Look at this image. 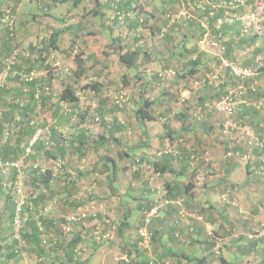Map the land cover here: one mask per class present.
Returning <instances> with one entry per match:
<instances>
[{"label":"crops","instance_id":"0c3cea01","mask_svg":"<svg viewBox=\"0 0 264 264\" xmlns=\"http://www.w3.org/2000/svg\"><path fill=\"white\" fill-rule=\"evenodd\" d=\"M14 1L0 0V6L8 10L13 5V9L17 8V18L20 19L23 13L21 9L25 5ZM132 1L119 0L120 3L117 5L121 6L122 11L129 12ZM108 6L111 7V0H101V10L108 8L107 11L110 12L105 17L101 13V27H106L107 37L105 40L103 36L105 34L101 32V39L104 41V44H101V84H99L101 86V139L91 149L93 153L97 152L94 164H91L87 158L90 142L84 144L82 130L75 132L71 125L74 116L71 110L79 101L63 99L55 101L49 96L35 101L34 116L40 121L39 124L48 123L45 129H49L50 134L46 133L36 144L34 161L51 163L50 159L38 160L40 156L46 154L64 159L73 156L71 163L79 164L78 167L68 166L74 174L73 177L82 178L85 175L92 178V187L97 194L90 196L86 191L87 187H84L83 191H79V195L73 194L68 197L57 195V199L53 200L56 205L52 212L43 210L51 202L48 197L25 200L27 206L30 204L29 208L32 209L33 225L40 218L50 224L56 222L53 220L58 219L56 217L63 215L65 217L74 212L87 211L91 214L83 223L75 226L78 227L76 231L75 227L73 229L75 232H72L71 236L78 237L76 246L73 247L71 243H67L70 240L65 245H62V242L54 245L51 250L54 254L52 257L55 259L50 257L48 264H128L123 260L124 257H131L133 260L131 264H161L168 256L183 259L185 264H264V239L253 231L254 219L264 223V164L262 162L264 151L258 152L254 159L248 160L247 155H244L247 148L241 135L243 132L237 130L232 136L237 142L235 145L241 157H227L230 141L222 132L224 122L221 120L220 113L215 111L213 104L212 107L209 104L213 101L211 94L208 95V93H216L218 88L213 89L212 92L209 88H214L213 85H207L208 89L201 88L197 91L192 88L188 90L192 91L193 96H183L187 93V89L180 87L178 79L161 81L158 75L162 68L169 66L172 62L179 64L186 58L187 60L181 63L185 69V62L193 65L198 62L200 65V61L212 62L213 58L203 57L200 53L195 55H198L196 61L188 62L191 58H187L189 53L185 54L180 50V53L174 51L169 55L158 51L155 56L154 52L151 54V49H148L146 45L143 46L135 38L128 35L121 36L119 32L118 36L114 35V28L116 30L124 28L133 32L139 22L137 19H131L134 15L119 20L114 14L112 16L114 18L110 20L107 17L112 15V9ZM112 6L115 10L116 6L114 4ZM3 16L6 15L2 13L0 17ZM23 16L31 19L30 22L25 18V22L29 25L44 21L42 14L36 10L25 13ZM233 22H224V27L228 36V46L234 49L237 42L235 39L237 31L234 27L238 24ZM23 25L25 23H22ZM1 34L0 32V49L3 53L4 48L1 45L4 39ZM241 35L243 42L250 40V36L245 35L243 31ZM105 41H107V47H105ZM123 54L135 58L133 64L123 62L121 59ZM160 54L162 56L157 57ZM195 56L192 57L195 59ZM113 60H115V66H109L108 63ZM189 69L201 70L200 67ZM47 74H49L48 85L53 84L58 89L57 76L52 77L49 72ZM37 85V82L32 84V92L35 93L36 89H39ZM67 86H71L76 95H79L76 83ZM242 108L243 117L240 121L237 120L236 124L239 123L242 126L243 123H248L254 135L264 137V115H262L264 109L250 106ZM141 110L145 114L144 117L139 116ZM27 123L30 124L29 121ZM19 127L20 132L16 140L11 141V139L3 145L5 149L8 147L7 155L20 154L22 145H26L35 130L33 125L25 126L20 123ZM79 129L85 128L81 126ZM170 148L177 149L178 153L175 155L171 152H163ZM258 166H261L263 170H257ZM256 171H260L259 175ZM77 173L78 176L75 175ZM34 179H36L34 183L37 187V180L42 181V177L37 175ZM227 188L231 200L236 201L237 205L222 203L220 197ZM166 195L174 199L178 197L184 199L186 207H197L205 212L206 221L196 223V232L192 236L193 243L186 244L174 236L175 225L172 223L179 211V208L174 205L169 210L162 211L155 221V238L151 244L145 245L139 238L140 221L145 210ZM3 206L0 203V252L6 253L3 255L7 264L12 257L25 263V260L19 258V254L13 253L15 247L9 245L15 229L13 218L8 219L3 212L7 208L9 216L10 208L5 204L6 207L2 209ZM137 207L141 213L133 223L135 219L133 209ZM114 215L121 220L115 222ZM96 225H101L105 232H110L111 239L114 238L115 230L118 231L121 242L116 246H113L115 244L111 242L93 243L89 234ZM208 231H213L219 239L217 243L221 245V257H213L214 244L208 238ZM35 232L34 226L33 234ZM53 235L57 242L59 237ZM34 237L38 252L43 254L45 252L43 247H38L40 238L35 234ZM74 252L75 260H68V256L74 255ZM65 253L68 255L66 256ZM57 255L62 256L61 259ZM174 258L168 259L174 260Z\"/></svg>","mask_w":264,"mask_h":264},{"label":"rangeland","instance_id":"374dc122","mask_svg":"<svg viewBox=\"0 0 264 264\" xmlns=\"http://www.w3.org/2000/svg\"><path fill=\"white\" fill-rule=\"evenodd\" d=\"M16 1L25 5L21 9L23 13L20 19L17 18L18 10L17 8L13 9V5L8 10L6 9L7 11L5 7L0 6V16L2 13L6 15L0 17V32L2 33L1 37L4 39L1 45L4 48V52L2 53L0 49V76H2L0 82V129L2 130V135H0V159L2 161L7 159L22 161L20 168L10 167L6 172L2 170L0 165V203L4 206L6 204L10 208L9 216L7 208L4 209V206L2 208L8 219L13 218L14 208L18 200H34L39 197H48L49 202H51L43 210L52 212L53 207L56 205L53 200H55L54 198L57 199V195L63 197L73 194L79 195V191H83L84 187H87L86 191L89 192L90 196L96 194L94 187H92V178L85 177V175L81 178L78 173L75 174L78 178L73 177L74 174L69 170L68 166L75 165L78 167L79 165L71 163L73 156H70L69 159H64L46 154L44 155L45 157L40 156L38 160L50 159L51 163L48 161L39 163L33 159L36 151L33 150L34 153L32 152L29 155L25 154V145H22L21 153L18 155H7L8 147L5 149L3 145L10 142L11 139V141L16 140V136L20 132V129H18L20 128V123L25 126L35 124L37 129L39 127L45 129L48 123L39 124L40 121L34 116L35 101L46 96L54 98L55 101H60L59 96L65 86L76 83L79 91L77 101L79 102L71 110L74 113L71 125L75 132L82 130L84 144H87L88 141L90 142V152L87 158H89L91 164H94L97 152L93 153L91 149L101 139V86L99 84H101V44H104L101 39V32L105 34L103 35L105 40L107 37L106 27H101V13L105 17L110 12L107 11L108 8L101 10V0H15L14 2ZM118 3H120L119 0H111V7H108L112 9V15L107 18L111 20L114 18L112 16L116 14L119 20H124L134 15L131 19H137L139 24L134 28L133 32L124 28H118V30L114 28V35L118 36L117 33L119 32L121 36L128 35L133 39L135 38L143 46L146 45L148 49H151V54L154 52L155 56L158 51L167 55L174 51L179 53L181 51L185 52V54L189 53L187 58H191L188 62L196 61L198 55H195L200 53L203 57L213 58L212 62L203 63L200 61V65L198 62L196 65L185 62V69H183L184 67H182L181 63L187 60L185 58L179 64L172 62V64L162 68L158 73L161 81L178 79L180 87L187 89V93L183 96H193L192 91H190L192 88L197 91L201 88L208 89L207 85H213L214 88H209L210 91L212 92L215 88H218V90L216 93H208V95L211 94V100L215 102L229 95L230 90L240 84L244 86L245 91L250 89L249 87H256L258 95L257 93L256 95L255 93H249L250 91H247L246 96H234L231 93L234 100L238 101L236 112L232 116L222 112H219V115L224 122L222 125L223 133L225 132L226 124L230 122L236 132L237 130L243 132L241 135L246 143L247 149L245 150L250 151V154L247 151V154H244L247 155L248 160L254 159L258 152L262 153L264 149L262 150L261 147L256 146L257 142L260 141V137L254 135L251 125L243 123L240 126L239 123H236L238 122L237 120L240 121L243 117V109L241 108L243 100L251 102L252 105L257 102L256 105L264 109V0H133L130 2L131 9L129 12L122 11L123 9L117 5ZM113 4L116 6L115 10L113 9ZM222 9H225L223 14L217 17V14ZM33 10L42 14L44 21H38L34 25L27 24L25 22L26 17L23 15L28 12L31 13ZM26 19L31 22L30 18ZM227 21H234V24L240 22L241 24L238 25L241 27V32L243 31L245 35H249L250 40L243 42L242 35H237L234 49L233 47L229 48L226 30H223L224 22ZM22 23H25L24 27ZM169 35L170 39L167 37ZM52 40H54L55 46L51 44ZM181 41L186 42L183 44ZM105 45V47L108 46L107 41H105ZM162 54L157 57H161ZM78 55H81L84 60V72L82 73L78 71ZM193 55L195 59L192 57ZM225 61L251 66L255 70V74L252 78L246 80L233 79L230 68L225 65ZM108 65L115 66V60L108 63ZM199 67L201 68L199 71L197 69H189ZM48 72L52 77L57 76L59 81L58 89L53 84L48 85ZM30 77H32L31 81H34L33 83H38L36 87L39 88L36 89L32 97L30 95L33 90V83L28 84L26 82ZM95 85L96 87H94ZM261 96L263 97L260 98ZM213 102H209L211 107L212 104L214 105ZM257 106L256 108H258ZM9 110L12 111V116L7 118L5 113ZM262 115H264V111ZM28 121L31 125L26 124ZM81 126L85 129H79ZM45 130H48V134L49 129ZM236 132H231V134L233 135ZM33 134H35V131ZM249 140L254 145H250ZM228 149L230 150L231 148L229 147ZM236 156L241 157V154ZM77 157L79 158V155ZM258 168V170H263L261 166H258ZM258 173L260 171H256V174ZM39 174L47 176L48 180L45 181L46 183H52L46 184L38 179L36 187L34 183L36 179L34 178ZM98 178L101 177L98 176ZM19 189H21V192ZM230 196L228 193L230 203L237 205V202L232 201ZM220 198L222 203L227 202L223 199L222 194ZM185 208L187 210H197L202 214L205 213L197 207ZM26 210L28 219L24 222L22 228L25 231L23 232L25 241H16L14 226V232L11 235L12 244L10 243L9 245L18 248L19 258L25 260L24 264H48L50 257L55 259V257H52L54 254L51 248L54 245L61 244V242L62 245H65L70 240V234L63 229L65 217L64 215L56 217L59 220L53 219L56 222L49 224L40 218L42 216L40 214V217L38 216L40 219L36 220L35 225H33V219L31 218L32 209L27 208ZM133 210L134 223L141 210L138 207ZM179 212L180 210L177 215H179ZM113 218L116 220L115 222L121 220L117 215H114ZM257 223L259 224L257 225ZM262 223L263 221L254 219L253 231L258 235L264 227ZM45 224L48 226L47 228ZM40 225H43L48 231L59 237L56 243L50 241V245L49 243L47 245L41 244L39 239L38 247H43L45 251L43 254L40 251L38 252L36 238L33 236L34 226H37L36 228L38 229ZM77 228L75 227V231ZM99 228H101V225ZM101 230L107 233V239L105 238L104 242H100L90 232L89 237H92L93 243L111 242L115 244L113 246H116L121 242V238L117 234L118 231L115 230L114 238L111 239L110 232H105L102 228ZM75 237L77 236L75 235ZM260 238L263 237L260 236ZM70 245L75 246L72 243ZM32 246H34L33 248L36 251L31 248ZM3 254L6 253L1 251L0 264H7ZM196 256L198 258V255ZM57 257L61 259L62 256L57 255ZM213 257L218 258L215 255ZM168 258L173 259L174 257L168 256ZM175 259L181 264H185L183 259ZM19 261L12 257L9 258L8 264H23ZM164 262H161V264H164Z\"/></svg>","mask_w":264,"mask_h":264},{"label":"built area","instance_id":"2783aa9c","mask_svg":"<svg viewBox=\"0 0 264 264\" xmlns=\"http://www.w3.org/2000/svg\"><path fill=\"white\" fill-rule=\"evenodd\" d=\"M24 1H30V0H24ZM226 66H228V68H230V72L231 75L234 79L237 80H246V79H250L252 78V76L255 74V70L251 67V66H243L240 64H236V63H232V62H228L225 61L224 62ZM32 77L29 78V80H31ZM2 76H0V82H1ZM252 89L255 90L256 87L252 86ZM230 90V89H229ZM243 92H245V88L242 84L238 85L236 88H233V90L231 89L229 92V95H227L224 98L218 99L214 102V109L218 112H222L225 113L229 116L234 115V113L236 112V105L238 104V101L234 100V97L231 95V93L234 94V96H241L243 94ZM242 101V100H241ZM245 100H243L244 102ZM232 123H228L226 124V129L225 132L226 133H230L232 130ZM48 130H45L43 128H38L36 133L34 134V136L26 143V145L24 146V152L26 155H29L33 152L34 150V145L37 142V140L39 138H43L45 136V134L47 133ZM50 134V131L48 133V135ZM260 140V139H259ZM249 144L250 145H254L252 141L249 140ZM256 146L258 147H264V140H260L259 142H257ZM163 152L165 153H173V154H177L178 150L177 149H166ZM231 154V152H230ZM0 165L2 167L3 171H7L10 167H17L20 168L22 165V161H14V160H1L0 159ZM60 165V164H58ZM19 191L21 192V189H19ZM228 193H223L222 197L225 201H227V203L229 201L228 199ZM159 201V202H158ZM171 202H180V200H169V199H160L157 200V204L153 205L149 210H147L145 212V218H144V223L140 226L139 228V232L141 234V236L143 237L142 242L145 245H148L151 240H152V236H153V231L151 230V225H152V221L153 219H155L156 217L159 216L160 213V209L166 206V204H169ZM25 203V200H18L16 202V210H15V216L13 219V224L15 226V237H17L18 241H25L24 240V229L22 230L23 226H24V222L28 219V215L26 213L23 212V205ZM180 218L182 219L183 222L190 224L191 219H195V220H204V216L199 212V211H190V210H186V209H181L179 212ZM91 214L87 211H79V212H74V213H70L68 215L65 216V220L63 222V229L69 233L70 235V240L72 239V232L73 229L76 225L83 223L86 219H88V217H90ZM179 219H177L175 221V223L178 221ZM41 227L39 228L40 230V241L41 244L43 245H47L49 243L50 245V241L56 242V240L54 239V235L52 232L48 231L45 227H43V225H40ZM262 226H264V223H262ZM100 225H96L92 231V235L98 239L100 242H104V240H106L107 238V233L102 232L101 228H99ZM260 236L264 238V227L262 228V230L259 232ZM209 234H212V231H209ZM106 238V239H105ZM102 240V241H101ZM69 241V240H68ZM219 245L215 246V251L217 254H219ZM16 251L19 252L18 248H16ZM123 260H125L126 262H132V258L131 257H125L123 258ZM165 264H181L180 262L176 261V260H172V259H167Z\"/></svg>","mask_w":264,"mask_h":264},{"label":"trees","instance_id":"16d2710c","mask_svg":"<svg viewBox=\"0 0 264 264\" xmlns=\"http://www.w3.org/2000/svg\"><path fill=\"white\" fill-rule=\"evenodd\" d=\"M220 1H222V0H220ZM218 3H219V1H218ZM243 4V3H242ZM224 10L225 9H222L218 14H217V17H219V16H221V14H223V12H224ZM238 24H241L240 22H237ZM234 29H236V31H237V35H241V27L239 26V25H236L235 27H234ZM223 30H226L225 29V27L223 28ZM169 34V33H168ZM168 38L170 37V35L169 36H167ZM186 41H184L183 42V44L185 43ZM51 44L53 45V46H55L56 44H55V42H54V40H52V42H51ZM229 50H231V49H229ZM127 57V58H126ZM121 59H122V61L123 62H125V63H127V64H133V62L135 61V58H131L130 57V55H125L124 56V54L121 56ZM77 65H78V71H79V73H82V72H84V66H83V64H84V60H83V58H82V56L81 55H78L77 56ZM78 73V74H79ZM28 84H32L34 81H31V80H27L26 81ZM94 87H96V85L94 86ZM250 89H248L247 91H250L249 93H257L258 94V92H257V89H255V90H253L251 87H249ZM229 90V89H228ZM247 91H245V92H243V94H242V96H246V94H247ZM35 93L34 92H31V97L34 95ZM260 96V95H259ZM60 97V100L61 99H63V100H67V101H75V100H78V96L76 95V93H75V91H74V89L71 87V86H67V87H65L64 88V90H63V92H62V94L59 96ZM263 102H264V98H263ZM242 104V106H241V108L244 106V107H246V106H250V107H254V108H256V106H254V105H252V103L250 102V103H248V101L246 100V101H244V102H241ZM243 109V108H242ZM11 110L9 111V112H6L5 113V116L7 117V118H10L12 115H11ZM141 113V115H139L140 117H144L145 116V114L143 113V111L141 110L140 112H139V114ZM33 125V127H34V131H35V133H36V129H37V127L35 126V124H32ZM36 127V128H35ZM224 127H225V125H224ZM0 128H1V126H0ZM237 130V129H236ZM231 132H236L235 131V128H232V130H231ZM231 132L230 133H223L226 137H228L229 139H228V141H230V143H229V147L231 148L228 152H227V157H231V158H235L234 157V155L236 156V155H239L240 153H238V150L239 149H237L236 148V145H235V143H237L236 141H235V138L232 136V134H231ZM0 135H2V130L0 129ZM34 136V134H32V136H31V138ZM30 138V139H31ZM40 139H42V138H39L38 140H37V142L35 143V145H34V147L33 148H35V146H36V144L38 143V141L40 140ZM264 140V137H262V138H260V140ZM234 142V143H233ZM262 150L264 149V147H262L261 148ZM247 152H249V154H250V151L249 150H246ZM4 152V151H3ZM230 152H231V154H230ZM168 155V154H167ZM174 156V155H173ZM262 162H263V164H264V159H262ZM256 170V169H255ZM255 170H253V172L255 173ZM258 170V169H257ZM41 177H42V181L44 180V181H47L48 180V178H47V176H42L41 174H39ZM226 192H229V189L227 188V189H225L224 190V193H226ZM166 199H169V200H180V202H171V203H169V204H166V206L164 207V208H167V209H164L163 207L160 209V213H159V216L158 217H156L155 219H153V221H152V225H151V230L153 231V236H152V240H151V242L149 243V244H151L152 243V241H154V238H155V230H154V223H155V221L160 217V215H161V212L162 211H166V210H169L170 209V206H172V205H174V206H176V207H178L179 208V210H181V209H186L185 207V204H184V199H181V198H171V197H169V196H167L166 195V197H165ZM164 199V198H163ZM27 201V200H26ZM25 201V203H24V205H23V212L24 213H27V208H29V205L27 206V202ZM159 202V201H158ZM227 203V202H226ZM155 204H157V200L155 201V202H153V204H152V206L153 205H155ZM227 204H229V202L227 203ZM152 206H150L149 208H147L146 210H145V212L147 211V210H149ZM15 210H16V207L14 208V212H13V219H14V216H15ZM187 210V209H186ZM190 211H197V210H190ZM145 212H144V214H143V217H142V219H141V224L140 225H142L143 223H144V218H145ZM202 214V213H201ZM203 216H204V220L203 221H201V220H195V219H191V222L192 223H190V224H187V223H185V222H183L182 221V219L180 218V215H177V218L173 221V225H175V230H174V236L176 237V239H178V240H181V241H183V242H185L186 244H191V243H193V240H194V238L192 237L193 236V234L196 232V223L197 222H200V223H203V222H205L206 221V217H205V214H202ZM177 219H179L176 223H175V221L177 220ZM44 220V219H43ZM46 221V220H45ZM184 226H186L185 228H184ZM37 226H35V228H36ZM45 227L47 228L48 226L45 224ZM186 231V232H185ZM138 233H139V238L142 240L143 239V237L141 236V234H140V232L138 231ZM35 234V236H38L39 237V234H40V230H39V228L37 229L36 228V232L34 233ZM207 235H208V238L209 239H211L210 241L212 242V244H214V251H213V253H214V255L215 256H220L221 255V253H220V247H219V254H217L216 253V251H215V246L216 245H219V246H221L220 245V243H217V241L219 240L218 238H216V236L214 235V233H213V231H212V234H209V231L207 232ZM28 236V235H27ZM34 236V235H33ZM25 237V236H24ZM81 237V236H80ZM79 237V238H80ZM139 239V240H140ZM77 240H78V237H75V235L72 237V239L69 241V243H74L75 244V246H76V244H77ZM17 242H18V240H16ZM72 241V242H71ZM148 244V245H149ZM73 246V245H72ZM75 246H73V247H75ZM16 247V246H15ZM13 253L14 254H16V255H18V252L16 251V248H14L13 249ZM71 253V252H70ZM68 255V254H67ZM73 255V254H72ZM71 254H70V256H68V260H70V259H72V261H73V259L75 260V258H76V255H75V252H74V255L72 256ZM74 256H75V258H74ZM167 260V259H166ZM166 260H165V262H166ZM133 262V261H132ZM132 262H129L130 264L132 263ZM165 262H164V264H165ZM128 263V264H129Z\"/></svg>","mask_w":264,"mask_h":264}]
</instances>
